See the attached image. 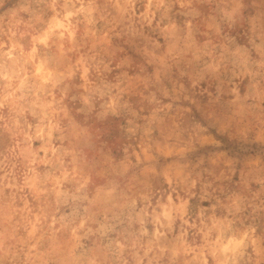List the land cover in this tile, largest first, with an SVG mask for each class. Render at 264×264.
Here are the masks:
<instances>
[{
	"label": "rangeland",
	"instance_id": "1",
	"mask_svg": "<svg viewBox=\"0 0 264 264\" xmlns=\"http://www.w3.org/2000/svg\"><path fill=\"white\" fill-rule=\"evenodd\" d=\"M0 264H264V0H0Z\"/></svg>",
	"mask_w": 264,
	"mask_h": 264
}]
</instances>
